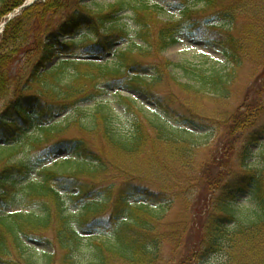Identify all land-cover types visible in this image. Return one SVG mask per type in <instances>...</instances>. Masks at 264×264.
I'll return each instance as SVG.
<instances>
[{
    "label": "trees",
    "instance_id": "trees-1",
    "mask_svg": "<svg viewBox=\"0 0 264 264\" xmlns=\"http://www.w3.org/2000/svg\"><path fill=\"white\" fill-rule=\"evenodd\" d=\"M182 37L219 65L165 58ZM0 142V264H264V0L35 1L0 37Z\"/></svg>",
    "mask_w": 264,
    "mask_h": 264
},
{
    "label": "rangeland",
    "instance_id": "rangeland-1",
    "mask_svg": "<svg viewBox=\"0 0 264 264\" xmlns=\"http://www.w3.org/2000/svg\"><path fill=\"white\" fill-rule=\"evenodd\" d=\"M117 1L119 0H99L100 3H104V4H114ZM0 5H1V0H0ZM173 13H176V12H173ZM175 18H178V15H176ZM164 56L165 58H167L168 60L174 63L188 62V63H194V64L204 65V66L219 65L218 61L222 59V56L218 53V51L207 48L206 46L203 45V43L192 42L190 39L186 37H182L178 44H175L169 47L167 51L164 53ZM93 59L95 60L97 58H93ZM20 62H23L22 58H20L19 60L16 59L14 66L12 67V74L16 73V70L19 68ZM65 73H66V70H65ZM57 74H60V76H64L63 75L64 72L57 73ZM56 77L57 76H54L55 79ZM60 79L61 78L57 80H60ZM110 92H111L110 94H113V91H110ZM121 94L123 96H129V94L125 91H121ZM107 96L109 97L111 95H107ZM66 117H68L66 120L67 122V121H72L76 117V115L73 110H69L63 115H61L57 120L64 119ZM68 135L72 137H76V136L79 137L81 134L78 132L77 129H73L68 133ZM29 142L27 143L28 144L27 148L25 149L22 148L20 150V153L16 154V156L13 157L14 162L22 160L24 156L32 155V151L31 150L29 151L31 147V144ZM68 156H69L68 152L65 151L64 149H61L56 152L53 160H60L61 158H65ZM208 157H209V152L207 153H204V151L201 152L200 159H207ZM51 164H52V158H48L46 161V166L51 165ZM194 201H192L193 204H196V201L195 202ZM200 209H201V206L197 207L196 210H198V212L193 213L191 209H186L185 206H180L179 204H176L174 209L170 213H168L167 217L169 218L170 221H174V222L179 219H183V221L187 220L188 223L191 224L192 228H198L199 222H201L204 219V214L200 216L199 215L194 216V215L198 214L200 212ZM182 210H183V213L180 214ZM6 211L14 212V211H20V210L18 207H8ZM40 249H43L46 252H51V248L47 245H43L42 247H40Z\"/></svg>",
    "mask_w": 264,
    "mask_h": 264
}]
</instances>
